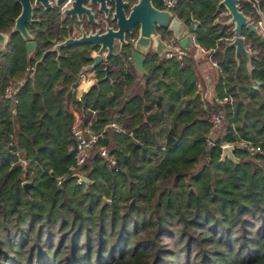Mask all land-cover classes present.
<instances>
[{
  "label": "trees",
  "instance_id": "1",
  "mask_svg": "<svg viewBox=\"0 0 264 264\" xmlns=\"http://www.w3.org/2000/svg\"><path fill=\"white\" fill-rule=\"evenodd\" d=\"M217 3L171 7L217 64L215 93L206 99L197 88L205 81L198 48L189 45L180 58L149 48L139 72L129 60L136 31L115 45L108 78L78 94L71 85L97 45L50 50L72 24L56 8L36 6L37 19L27 24L36 50L26 58L21 35L11 31L21 6L0 0V30L8 32L0 49V264H264V36L242 31L252 77L261 80L253 87L245 62L236 65L233 47L224 48L232 31ZM239 8L257 20L250 1L239 0ZM104 66L101 59L94 67L96 79ZM8 83L14 91L5 96ZM74 112L92 130L112 118L122 130H106L71 173ZM210 112L221 116L212 144ZM241 140L260 150L240 146L232 149L236 161L220 158L221 142ZM99 144L114 167L100 158ZM17 148L27 164L9 153ZM23 178L32 181L27 190Z\"/></svg>",
  "mask_w": 264,
  "mask_h": 264
},
{
  "label": "water",
  "instance_id": "2",
  "mask_svg": "<svg viewBox=\"0 0 264 264\" xmlns=\"http://www.w3.org/2000/svg\"><path fill=\"white\" fill-rule=\"evenodd\" d=\"M21 6L19 13L16 15L12 27V31L18 30L24 39L25 53L28 56L35 48V41L32 39L31 34L27 31L26 22L33 21L31 0H18ZM44 5L45 8H49L51 5L48 0H34ZM62 0H56L57 3ZM86 0H71L70 6L66 7L63 13L68 15L76 14L78 17L83 12L87 19L95 21L93 17V11L90 7L83 4ZM96 2L98 9L103 11L104 14L108 13L111 6L106 4L109 0H87ZM113 9L111 10V19L114 20L115 25H106L104 30L98 29L85 31L83 28L78 36H68L60 41H56L54 38L51 40L53 44L50 50H59L64 45H72V43H94L97 45V49L92 55H90V63L83 66L84 69L94 68L101 59L105 61L104 75L97 80L108 78L109 63L107 59L114 52L115 45L123 46L127 43L126 35L133 31H136L134 38L131 40L132 48L129 54V60L133 62L135 68L139 72H146L143 66V59L148 47L153 45L155 40L160 39V33L158 28L169 29L171 34L179 40V44L183 48H188L191 44L190 32L193 29V24H185L181 21L170 8H162L153 3V0H134L127 3L126 0H111ZM254 6L257 5V0H248ZM223 6L226 10L225 24H229L231 27L232 35L227 38L224 48L227 46L233 47L234 58L236 59V65L239 64L240 59L245 62L246 74L249 77L251 85L256 87L261 80L252 77V64L251 56L253 52L250 49L249 44L244 39L242 33L243 29L247 28L257 33L256 25L253 20L249 19V16L239 8V0H218L216 8ZM187 27V32H183ZM6 39V33L0 31V46ZM166 48V41H163ZM161 63V62H159ZM75 82L71 86H73ZM223 140V137H222ZM242 146L239 142H229L221 146L220 155L221 159L225 156L233 161L237 158L232 153V149ZM244 147V146H243ZM82 179L87 178L82 175ZM32 184L31 180H25L22 182V186L25 190Z\"/></svg>",
  "mask_w": 264,
  "mask_h": 264
},
{
  "label": "built area",
  "instance_id": "3",
  "mask_svg": "<svg viewBox=\"0 0 264 264\" xmlns=\"http://www.w3.org/2000/svg\"><path fill=\"white\" fill-rule=\"evenodd\" d=\"M160 2V7L162 8H170L174 6L175 0H159ZM134 36H131L130 39L132 40ZM190 40L191 44L198 48L200 51H206L201 45H199L198 41L196 40V36L194 32H190ZM166 41V48L164 50V57H169L171 55H175L176 57L180 58L181 56L186 54V49L181 47L179 44V40L173 36L172 34L169 33L168 37L165 39ZM211 59V58H210ZM212 62L216 64L214 59H211ZM94 78V68L92 69H82V71L79 74L78 78V86L80 87V92L85 90L89 85L92 84V80ZM14 89L11 83H8L5 86L4 89V94L5 96H10L13 93ZM79 92V93H80ZM227 97L223 96L222 100H226ZM93 112V111H92ZM209 119L211 121V125L209 127L208 133H207V139L206 142L208 144L214 143V140L212 139V134L213 131L216 127L220 125L221 122V116L220 114L216 112H210L209 114ZM75 123L72 126V137L74 140V144L69 146V148L73 149V158L75 159L74 163L68 166V170L71 173H75V171L78 169V166L84 163L87 159L88 156L90 155L92 149L94 148L97 140L99 137L103 136V133L106 130H122L120 124L117 122L116 119L112 118V120L106 122L101 129L99 130H92L90 127L91 120H88L85 124H81V121L75 118ZM225 143L229 142H221L220 146L224 145ZM239 143L244 146V147H249L250 149L253 150H260L258 145H255L252 143L251 140H241ZM97 152L102 158L103 162L105 163L106 166L108 167H114L116 163V158L114 155L109 151L108 147L105 144H99L97 147ZM9 153H11L16 160H20L23 165L27 164L26 158H24L20 154V150L17 149H10ZM64 173H59L55 176L56 182L60 183L61 180L63 179ZM81 174L78 173V178H81ZM28 180L23 178L22 182Z\"/></svg>",
  "mask_w": 264,
  "mask_h": 264
},
{
  "label": "flooded vegetation",
  "instance_id": "4",
  "mask_svg": "<svg viewBox=\"0 0 264 264\" xmlns=\"http://www.w3.org/2000/svg\"><path fill=\"white\" fill-rule=\"evenodd\" d=\"M18 1V0H17ZM127 1V3H130V2H132V1H134V0H126ZM260 1L261 0H257V5L256 6H254L252 3V6L254 7V10H255V14H257V20H255V19H251L250 17H249V19H251V20H253V22H254V24L256 25V28H257V34H259L261 37L262 36H264V11L260 8ZM19 2V1H18ZM48 2H49V4L51 5L49 8H45V6L44 5H42V4H40L39 2H35L34 0H31V4H32V6H33V9H32V18H34L33 20H35V19H37V17L36 16H34V8L36 7V6H41L44 10H49V9H52V8H56L57 9V11H58V13H59V16H60V18H68V20H70L71 21V29H70V31L68 32V34L64 37V38H66V37H68V36H78L80 33H81V30H82V28L87 32V31H93V30H95V29H98L99 31H102V30H104V27L106 26V25H115V23H114V20L113 19H111V10L113 9V4H112V1L111 0H109L108 2H106V4H108L109 6H111L110 7V9L108 10V13L107 14H104V12L103 11H101V10H99L98 9V4L96 3V2H91L90 4L88 3V1L86 0L83 4H85V5H87V6H89L90 7V9H91V11H93V17L96 19L95 21H89L88 19H87V16L82 12L81 13V16H77L76 14H73V15H68V14H65V13H63V11H64V9L66 8V7H69L70 6V3H71V0H62L61 2H59V3H57L56 2V0H48ZM19 5H20V3H19ZM21 9V8H20ZM20 11V10H19ZM19 13V12H18ZM17 13V14H18ZM249 16V15H248ZM16 17V16H15ZM15 17H14V19H15ZM32 22V21H31ZM31 22H26L25 23V25H26V28H27V31L30 33V31H29V29H28V27H27V24H29V23H31ZM13 23H14V20H13ZM13 23H12V27H13ZM65 24V23H64ZM94 26V27H93ZM12 27H11V31H12ZM88 28V29H86V28ZM0 31H2V32H5L6 33V39H5V41L2 43V46H0V49H2V48H4L5 47V42L7 41V37H8V32L7 31H3V30H0ZM16 31H18V30H16ZM19 32V31H18ZM254 32V31H253ZM256 33V32H255ZM19 34H20V32H19ZM31 34V33H30ZM21 35V34H20ZM31 36H32V34H31ZM22 37V36H21ZM63 38V39H64ZM23 39V38H22ZM32 39H34L33 37H32ZM56 41H60V40H62V39H56V38H54ZM52 40V39H51ZM50 40V41H51ZM23 41H24V39H23ZM34 41H35V39H34ZM36 43V42H35ZM24 44V43H23ZM52 44V43H51ZM52 46H53V44H52ZM52 48V47H51ZM50 48V49H51ZM97 49V48H96ZM96 49H94L93 51H92V53H94L95 52V50ZM35 50H36V45H35V48H34V50L27 56L26 55V53H25V56H26V58H29V57H31V56H33L34 55V52H35ZM55 50V49H54ZM24 52H25V44H24ZM92 53H91V55H92ZM90 63V62H89ZM82 69L84 70V68H83V66H82V68L79 70V72H78V75H77V78H76V80L75 81H73V82H75V85H76V87H77V84H78V78H79V74H80V72L82 71ZM94 79H96L95 77L93 78V82H94Z\"/></svg>",
  "mask_w": 264,
  "mask_h": 264
},
{
  "label": "crops",
  "instance_id": "5",
  "mask_svg": "<svg viewBox=\"0 0 264 264\" xmlns=\"http://www.w3.org/2000/svg\"><path fill=\"white\" fill-rule=\"evenodd\" d=\"M219 15L221 16H226V10H222ZM188 28L185 27L183 32H187ZM160 33V32H159ZM171 34V32H169ZM168 33V35H169ZM168 35H165V37H162L160 34V39L155 40L154 44L149 46V48L155 50L158 52L160 56H164V50H165V45L163 41L168 37ZM147 49V50H148ZM208 51V50H207ZM207 51H200L196 50L194 52V57L197 59V69L199 70L200 75L202 78H204V86L201 84V82H197L198 89L201 90L202 96L206 99L211 98L214 95V81H215V76L217 73V65H215L210 57L208 56ZM207 54V55H206ZM80 87L77 85V93L79 94L80 92ZM75 118H77L78 114L77 112H74Z\"/></svg>",
  "mask_w": 264,
  "mask_h": 264
},
{
  "label": "rangeland",
  "instance_id": "6",
  "mask_svg": "<svg viewBox=\"0 0 264 264\" xmlns=\"http://www.w3.org/2000/svg\"><path fill=\"white\" fill-rule=\"evenodd\" d=\"M213 133H214V131H213Z\"/></svg>",
  "mask_w": 264,
  "mask_h": 264
}]
</instances>
